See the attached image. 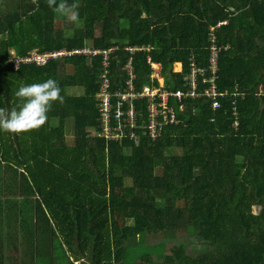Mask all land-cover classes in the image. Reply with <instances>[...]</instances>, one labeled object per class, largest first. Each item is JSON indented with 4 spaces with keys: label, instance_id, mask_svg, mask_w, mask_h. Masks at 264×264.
<instances>
[{
    "label": "trees",
    "instance_id": "1",
    "mask_svg": "<svg viewBox=\"0 0 264 264\" xmlns=\"http://www.w3.org/2000/svg\"><path fill=\"white\" fill-rule=\"evenodd\" d=\"M67 2L79 5L72 33L58 28L67 19L46 0H21L0 14V108L19 103L21 84L49 78L64 97L41 127L0 131V250L11 245L24 264H126L130 244L142 238L134 264H264V0ZM211 37L219 50L216 88L228 92L221 107L172 99L178 123L154 141L136 129L139 143L97 135L103 57L62 56L17 69L12 62L34 52L116 47L113 90L130 59L136 89L158 85L150 59L161 64L166 90L187 91L192 61L207 66ZM73 88L83 94L70 95ZM188 228L205 250L188 253L184 243L167 250L166 236Z\"/></svg>",
    "mask_w": 264,
    "mask_h": 264
},
{
    "label": "built area",
    "instance_id": "2",
    "mask_svg": "<svg viewBox=\"0 0 264 264\" xmlns=\"http://www.w3.org/2000/svg\"><path fill=\"white\" fill-rule=\"evenodd\" d=\"M225 24L222 23L219 26ZM210 44L207 66L200 68L193 61L190 65V71L185 78L187 91L166 90L164 88V78L161 76V64H153L150 59H148V64L152 65L154 69L152 77L158 79V85L147 84L141 90L136 89L134 84L136 75L132 59H130L124 67L126 78L121 83V89L113 90L110 58L118 50L116 47L108 50L82 49L69 53L61 51L46 55H38L34 52L32 58L14 59L12 62L14 68L17 69L20 62L30 63L36 61L38 64H46L49 60L62 56L77 55L90 59L103 57V70L99 77V92L96 97L102 131L97 135L108 142L119 141L130 136L132 140L139 143L136 129L141 128L143 134L154 141L161 136L167 125L178 123L176 110L170 105L172 99H175L177 103H181L185 99L205 98L211 103L212 110H218L221 107L220 98L226 96L228 92H220L216 88L215 80L218 72L217 55L219 50L216 48L214 37H211ZM126 51L134 54L149 52L150 49L129 48ZM180 64L182 65V63ZM232 92H234L232 94H236L237 89L235 88ZM142 101H145V104L139 109L136 103ZM180 108L183 109V106H180ZM234 115L238 116L236 109ZM235 126H238V122L235 123Z\"/></svg>",
    "mask_w": 264,
    "mask_h": 264
},
{
    "label": "clouds",
    "instance_id": "3",
    "mask_svg": "<svg viewBox=\"0 0 264 264\" xmlns=\"http://www.w3.org/2000/svg\"><path fill=\"white\" fill-rule=\"evenodd\" d=\"M46 3L69 22L75 23L79 19V5L76 3L69 4L67 0L59 3L46 0ZM14 96L19 101L15 107L10 110L0 108V131L21 133L37 129L47 121L53 102L64 101L61 88L52 78L42 83L21 84Z\"/></svg>",
    "mask_w": 264,
    "mask_h": 264
},
{
    "label": "rangeland",
    "instance_id": "4",
    "mask_svg": "<svg viewBox=\"0 0 264 264\" xmlns=\"http://www.w3.org/2000/svg\"><path fill=\"white\" fill-rule=\"evenodd\" d=\"M21 2V0H0V14H6L8 12H11L14 10L15 6L19 5ZM147 17V16H146ZM58 28H62L64 31L66 32H73V27L72 24L69 21H62L58 23ZM12 54V53H11ZM179 64V65H178ZM182 66L180 63H176L175 64V71H182ZM68 93H70V95H81L83 94V89L80 88H73L68 90ZM67 134H68V140L70 141V143L73 142V135H74V124H73V120L70 119L67 123ZM254 213L257 214L258 211L257 209H254ZM153 238H157V237H153V236H149L147 237V242L154 244V242H156L157 240H149V239H153ZM167 239V250H170L171 247L179 244V243H184L187 245L188 248V253H194L199 254L200 252H202L203 250H205V246H203L201 244V241L197 238V236L194 234L192 228H188V229H181L179 231L173 232V233H169L166 238ZM143 242L142 238H139L138 240H136V242L131 243V247L128 251V257L127 260L125 261L126 264H134L135 263V258L136 256H138V252L139 249H135L136 246L141 245ZM143 249H140V252H143ZM141 252V253H142ZM5 255V253H0V256ZM13 256L16 257L18 259V257L14 254L13 252ZM52 261L50 263H48V261H46V259H37V264H69L68 260L66 259H51ZM78 264V263H77Z\"/></svg>",
    "mask_w": 264,
    "mask_h": 264
},
{
    "label": "flooded vegetation",
    "instance_id": "5",
    "mask_svg": "<svg viewBox=\"0 0 264 264\" xmlns=\"http://www.w3.org/2000/svg\"><path fill=\"white\" fill-rule=\"evenodd\" d=\"M0 251V253H5V255L0 256V264H24L21 254L17 251H14L11 245L6 247L1 246ZM13 252L18 257V259L13 256Z\"/></svg>",
    "mask_w": 264,
    "mask_h": 264
},
{
    "label": "bare ground",
    "instance_id": "6",
    "mask_svg": "<svg viewBox=\"0 0 264 264\" xmlns=\"http://www.w3.org/2000/svg\"><path fill=\"white\" fill-rule=\"evenodd\" d=\"M216 81V80H215Z\"/></svg>",
    "mask_w": 264,
    "mask_h": 264
}]
</instances>
